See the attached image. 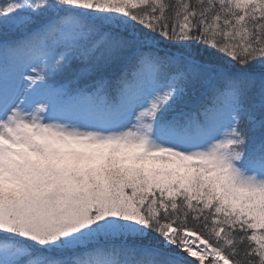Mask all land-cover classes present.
I'll return each mask as SVG.
<instances>
[{"label":"snow or ice","instance_id":"6c2138e0","mask_svg":"<svg viewBox=\"0 0 264 264\" xmlns=\"http://www.w3.org/2000/svg\"><path fill=\"white\" fill-rule=\"evenodd\" d=\"M0 264H264V0H0Z\"/></svg>","mask_w":264,"mask_h":264}]
</instances>
